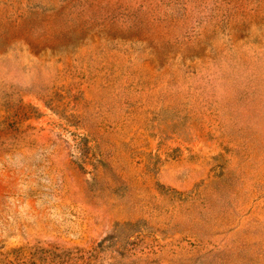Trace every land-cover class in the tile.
<instances>
[{
	"label": "rangeland",
	"instance_id": "1",
	"mask_svg": "<svg viewBox=\"0 0 264 264\" xmlns=\"http://www.w3.org/2000/svg\"><path fill=\"white\" fill-rule=\"evenodd\" d=\"M0 264H264V0H0Z\"/></svg>",
	"mask_w": 264,
	"mask_h": 264
}]
</instances>
